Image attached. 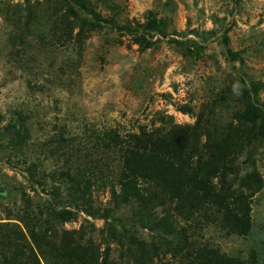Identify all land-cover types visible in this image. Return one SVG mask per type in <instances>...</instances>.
<instances>
[{"label": "rangeland", "instance_id": "374dc122", "mask_svg": "<svg viewBox=\"0 0 264 264\" xmlns=\"http://www.w3.org/2000/svg\"><path fill=\"white\" fill-rule=\"evenodd\" d=\"M4 2L18 6L22 21L0 14V132H13L0 139V234L25 233L31 216L48 230H80L72 236L118 264H136L127 253L135 237L157 246L154 264H189L190 247L202 244L264 264V142L252 157L262 184L245 236L222 228L212 203L188 210L150 183H141L145 203L113 206L120 151L103 145L108 130L126 136L198 121L206 130L201 143L213 149L249 92L264 101V0H92L102 21L85 16L80 45L55 39L59 0ZM151 16L164 34L144 30ZM227 47L237 59L228 58ZM17 129L20 143L10 140ZM247 152L236 161L242 172L253 167ZM65 172L93 180L90 214L73 199ZM242 174L225 173V184ZM50 208L73 214L60 223ZM140 210L171 215L176 229L185 230L188 250L175 253L173 236L142 226ZM105 213L122 242L109 236Z\"/></svg>", "mask_w": 264, "mask_h": 264}, {"label": "trees", "instance_id": "16d2710c", "mask_svg": "<svg viewBox=\"0 0 264 264\" xmlns=\"http://www.w3.org/2000/svg\"><path fill=\"white\" fill-rule=\"evenodd\" d=\"M48 2V0H47ZM60 6H53L52 29L55 39L81 44L82 35L89 21L85 16H92L94 21L102 19L96 13L92 0H59ZM0 14L15 23L21 22L20 9L12 7L4 0H0ZM30 19L28 17L26 20ZM27 22V21H26ZM25 22V23H26ZM112 23V22H111ZM91 25L94 23H90ZM146 32L163 33L159 21L150 17L143 25ZM230 60L238 58L236 52L226 48ZM248 93L244 98L243 109L236 112L232 121L222 129L221 140L215 143L213 149H208V143H201L200 138L206 130H199L200 124L175 126L170 131L161 129L145 130L119 134L114 129L108 130L103 145L106 149L120 151V171L117 182L110 187L113 206L119 207L133 200L143 201L142 182L161 187L166 195L181 207L201 209L203 203H212L219 214L222 228L231 233L245 236L252 228L251 200L261 188L262 178L252 159L257 148L264 142V101L257 97V93ZM22 119L25 117L20 116ZM24 121V120H23ZM7 128L16 129L15 123ZM17 136L10 140L19 143L23 137L20 130ZM210 135L207 132V141ZM246 160L253 165L252 169L242 172L236 161L245 151ZM237 175L225 184V173ZM64 174V173H63ZM70 182V190L74 200H81L83 209L90 214L89 196L93 180L81 175H70L65 172ZM181 211L180 208H177ZM144 210V209H143ZM137 212L142 226L152 230H163L164 233L175 238L171 246L175 253L188 250V239L185 230H177L171 215L168 213L157 216L155 213ZM52 217L60 223L71 219L72 211L62 209L56 211L50 208ZM106 219L107 232L116 242H122L124 236L116 226ZM25 233L19 234L12 230L0 234V264H118L108 252L99 251L92 242L81 243L73 233L80 230L47 229L36 225L31 217L25 218ZM165 238V237H164ZM167 241V240H166ZM189 264H258L254 260H246L228 256L216 247L202 244L190 247ZM127 253L136 264H154L157 257V246L143 239L131 238L127 244Z\"/></svg>", "mask_w": 264, "mask_h": 264}, {"label": "water", "instance_id": "95a60500", "mask_svg": "<svg viewBox=\"0 0 264 264\" xmlns=\"http://www.w3.org/2000/svg\"><path fill=\"white\" fill-rule=\"evenodd\" d=\"M13 134L12 131L0 132V139L2 138H9ZM4 190L0 188V193H3Z\"/></svg>", "mask_w": 264, "mask_h": 264}]
</instances>
